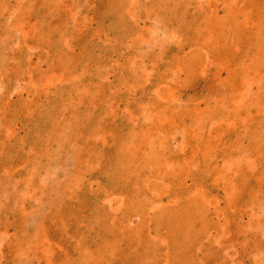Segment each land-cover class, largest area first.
<instances>
[{
    "label": "rangeland",
    "instance_id": "obj_1",
    "mask_svg": "<svg viewBox=\"0 0 264 264\" xmlns=\"http://www.w3.org/2000/svg\"><path fill=\"white\" fill-rule=\"evenodd\" d=\"M0 264H264V0H0Z\"/></svg>",
    "mask_w": 264,
    "mask_h": 264
}]
</instances>
